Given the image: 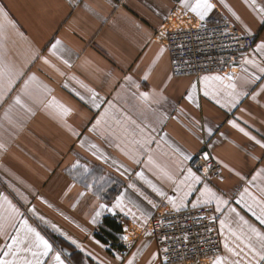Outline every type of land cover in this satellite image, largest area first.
I'll return each instance as SVG.
<instances>
[{"label":"crops","instance_id":"0c3cea01","mask_svg":"<svg viewBox=\"0 0 264 264\" xmlns=\"http://www.w3.org/2000/svg\"><path fill=\"white\" fill-rule=\"evenodd\" d=\"M210 2L214 9L200 21L180 0H0L15 24L0 20L7 37L0 39V57L21 73L10 90L6 82L0 89V194L25 212L29 224L61 251L65 264H162L149 225L163 204L174 211L212 208L219 217L218 256L225 261L240 258L225 243L237 251V244L244 246L232 232L256 242L239 217L264 232L253 215L260 207L244 191L260 199L264 189V175L252 180L264 169V148L250 138L264 142V80L246 82L259 73L244 63L264 56L253 51L264 39V26L244 0ZM221 22L244 35L245 25L255 33L253 49L237 68L205 75L235 77L236 93H247L237 97L236 107L224 87L229 80L205 85L204 76H173L164 42L172 29ZM33 75L36 79L29 81ZM141 92L149 93L147 102L137 99ZM17 96L26 107L15 103ZM125 116L150 132L153 142L133 143L144 137L128 122L136 135L121 134L115 121ZM97 119L101 124L93 130ZM205 147L222 176L187 182L193 190L184 197L188 187L179 181L189 160L183 155L193 157ZM77 162L81 166L73 167ZM205 184L227 201L220 211L215 200L203 202ZM168 197L175 198L176 207ZM117 198L121 205L114 207ZM33 207L35 214L27 211ZM220 220L226 221L223 229ZM97 231L115 245L108 246ZM215 258L202 264H214Z\"/></svg>","mask_w":264,"mask_h":264},{"label":"snow or ice","instance_id":"6c2138e0","mask_svg":"<svg viewBox=\"0 0 264 264\" xmlns=\"http://www.w3.org/2000/svg\"><path fill=\"white\" fill-rule=\"evenodd\" d=\"M223 2V0H222ZM245 4H247L253 13H255V18L260 26H264V4H257V0H244ZM181 5L183 6V9L186 12L193 13L195 17H197L200 21H204L205 17L214 9L215 5L210 2V0H180ZM226 6V5H225ZM231 10V9H230ZM233 16L237 20H240V17L233 12ZM0 20L6 21L8 25L15 28V24L11 19H9V13L6 10V6L3 4H0ZM4 23H0V39H6L7 37L4 34ZM245 31L247 32L248 36L253 39L255 42V33L251 31L250 28L247 27V25L244 26ZM163 35V34H162ZM60 44V41H56L55 44L52 45L53 52L57 49V46ZM255 53H264V39H261L258 43H255V48L253 50ZM161 52H163V49H161ZM45 63H48L47 60H45ZM244 63L246 65H251L253 69L256 70L255 74L253 73L251 80L246 81L250 83H255L256 81L264 80V56H261L259 61L256 59H245ZM245 72H247V68L244 69ZM21 75L20 71L16 68L15 64L11 61L0 57V89H3L5 82L7 83V90H10L12 87V83L14 81V78ZM36 77L33 75L29 77V81L35 80ZM127 79H131V77H127ZM147 79V77H145ZM223 80H229L230 83L224 85L226 89H230L231 91L228 92V95L232 98V107H236L237 103V97L239 95H246L247 93H236V84L234 82L235 77L233 76H225L221 78L220 76H204L202 78V82L207 85L209 81H221L223 83ZM29 81H25V89L28 87ZM192 89H196V85L193 84ZM261 92H264V85L260 88ZM210 93L207 90V87L204 91V95L208 96ZM136 96V94H133ZM256 95H259V93H256L253 95V99L256 98ZM93 97H95V93H93ZM189 99H192L191 95L188 97ZM83 99V97H81ZM137 99L147 102L149 99V93L148 92H141L137 96ZM15 103L20 105L21 107H26L22 101L20 96H17L15 98ZM217 103H219V100H217ZM96 107H99V105H95ZM109 107L111 108L112 105L110 104ZM63 113L67 114L69 111L67 108H63L61 106ZM108 109L105 110L104 115H107ZM125 122L131 123L135 125L136 129H139V133L143 138L142 141L140 140H134L133 143L139 144L141 147L144 145L150 144L153 142V137L151 136L150 132H147V130L140 125L136 124L135 121L131 120L130 117L125 116L124 121H121L120 119H116L115 123L117 125V129H119L120 133L123 134L125 137L127 136H135L136 132L132 129H129L125 126ZM233 124V127H237V125L234 122H230ZM101 124V119H97L96 123L93 125V130L96 129L97 126ZM241 132H244L245 135H248L247 132L244 131L243 128L239 129ZM113 134H116V129H113ZM151 131H155V129H152ZM147 132V134H146ZM209 133L211 134V129H209ZM252 140L255 141L257 145H259L261 148H264V142H261V140H257L254 136L250 137ZM3 145H0V148H2ZM93 147H95L93 145ZM184 160H191V155L185 154L183 155ZM205 160L208 159L207 154H205L204 157ZM149 161H151V157H149ZM136 163H140L139 160L136 161ZM79 162H77L73 167H80ZM86 170V169H85ZM187 174L184 176V179L179 181V184L184 185L187 184V182L191 181V184H199L201 182V177L196 174L192 170L191 167L187 168L186 170ZM204 172H208V168H204ZM138 175H142L141 173H138ZM264 175V169H261L260 172H257L256 175L252 177V180L255 181L258 176ZM169 179H172L171 176L168 177ZM191 184H187L188 191L183 193L184 197H187L192 192ZM245 193L249 195L252 202L254 204H257L260 207V211L257 214L256 212H253V215L256 216V219L259 221L261 225H264V189H261V198L257 199L256 196H253L251 193L248 192V189L245 188ZM160 195H164L163 193H160ZM200 196L204 198L203 202L205 204L210 203L212 200L216 201L217 204V211H220V205L221 204H227L226 200L221 199V197L217 196V194L208 187L207 184L204 185L203 190L200 192ZM26 200V197L24 198ZM243 199V196H242ZM169 203L173 205V207H176V201L173 197H168ZM0 201L3 203H0V237L4 238V243L0 245V264H65L64 260L61 258V251H57L53 244L49 242L48 239L45 238L44 235H41L39 231L35 227H33L31 224H29L28 219L25 218V212H22L20 208H18L15 204L12 203L11 200L8 199L7 196H4L3 194H0ZM151 202V201H150ZM239 203V201L237 202ZM4 205H7L6 208H4ZM121 205V199L117 198L116 204L114 207H119ZM196 205H193L195 207ZM101 208H104L105 205H100ZM251 210V208H250ZM27 211L32 212L35 214V208L27 209ZM232 212H235V209L231 210ZM97 215H99V212H97ZM238 215V214H237ZM40 220H43V217H39ZM240 221L244 225H247L248 231L255 236L256 242L253 243L251 236L246 237L247 242H245L244 233L241 232L240 236H237L235 232H232L233 236H236V239L240 241L244 246L243 248L240 247V244L236 245V248L239 249L237 251L234 248H230L227 243H225L224 247L232 253L234 257H240L239 259H233L230 261H225V259L221 256H217L214 260V264H264V232L259 230L258 228L254 227L253 225L249 224L247 220H244L243 217H239ZM220 226L223 229L226 226L225 220H220ZM53 229H55V225L52 226ZM229 231H232L229 229ZM10 241V242H9ZM75 243V241H73ZM246 249V251H245ZM243 254V255H242ZM128 264H132V261H128Z\"/></svg>","mask_w":264,"mask_h":264},{"label":"built area","instance_id":"2783aa9c","mask_svg":"<svg viewBox=\"0 0 264 264\" xmlns=\"http://www.w3.org/2000/svg\"><path fill=\"white\" fill-rule=\"evenodd\" d=\"M170 68L175 77H201L237 68L253 49L254 41L228 22L175 28L164 38ZM205 154L208 159L205 160ZM203 180L222 176L220 164L205 147L189 160ZM208 168V172H204ZM219 217L210 207L174 211L161 206L151 220L150 234L162 264H202L221 252ZM97 236L108 246L115 242L101 231Z\"/></svg>","mask_w":264,"mask_h":264},{"label":"trees","instance_id":"16d2710c","mask_svg":"<svg viewBox=\"0 0 264 264\" xmlns=\"http://www.w3.org/2000/svg\"><path fill=\"white\" fill-rule=\"evenodd\" d=\"M113 229H118L113 223L110 224Z\"/></svg>","mask_w":264,"mask_h":264},{"label":"water","instance_id":"95a60500","mask_svg":"<svg viewBox=\"0 0 264 264\" xmlns=\"http://www.w3.org/2000/svg\"><path fill=\"white\" fill-rule=\"evenodd\" d=\"M63 252H64L66 255L69 254L68 250H66V249H63Z\"/></svg>","mask_w":264,"mask_h":264}]
</instances>
